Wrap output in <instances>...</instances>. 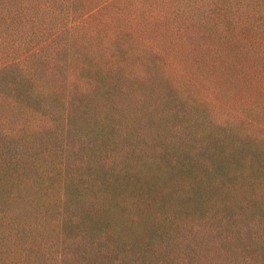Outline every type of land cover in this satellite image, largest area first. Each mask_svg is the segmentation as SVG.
I'll return each instance as SVG.
<instances>
[{"label":"trees","instance_id":"16d2710c","mask_svg":"<svg viewBox=\"0 0 264 264\" xmlns=\"http://www.w3.org/2000/svg\"><path fill=\"white\" fill-rule=\"evenodd\" d=\"M261 109L264 0H0V264H264Z\"/></svg>","mask_w":264,"mask_h":264},{"label":"rangeland","instance_id":"374dc122","mask_svg":"<svg viewBox=\"0 0 264 264\" xmlns=\"http://www.w3.org/2000/svg\"><path fill=\"white\" fill-rule=\"evenodd\" d=\"M173 37V36H172ZM172 37H167L166 40L171 39ZM164 44V43H163ZM97 48V47H96ZM76 61H72V63H75ZM35 68V66H34ZM69 76V72L67 70H65L62 74H61V78L67 80ZM253 82L252 81V85H250L249 90L238 88L233 86V88H229L227 89V87H225L224 85H220L215 88H217V97L221 100L220 102L217 103V107H215V109H212L209 114L211 116H216L215 118L221 119V115H225V113L230 112V108L236 109L238 106V103L240 104V106L243 104V110L245 111V113L249 114V115H255V112L257 110V104L258 102H253L251 101V97L252 96H256L258 95V93L256 92L255 88H253ZM210 87H212L211 84H209ZM186 87L189 88L188 85H186ZM213 88V87H212ZM194 92V88L192 87L191 89ZM205 95V93H203ZM225 104V105H224ZM229 106V107H228ZM259 119H264V110H260L259 111V115H258ZM236 124H242V122H237ZM244 126V123L241 125V127Z\"/></svg>","mask_w":264,"mask_h":264}]
</instances>
